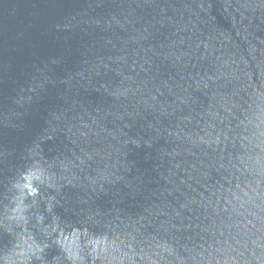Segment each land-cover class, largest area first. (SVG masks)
<instances>
[{"label":"water","instance_id":"water-1","mask_svg":"<svg viewBox=\"0 0 264 264\" xmlns=\"http://www.w3.org/2000/svg\"><path fill=\"white\" fill-rule=\"evenodd\" d=\"M0 264H264V0H0Z\"/></svg>","mask_w":264,"mask_h":264}]
</instances>
